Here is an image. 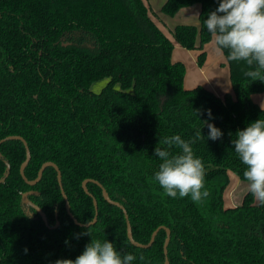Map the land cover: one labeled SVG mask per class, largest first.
I'll list each match as a JSON object with an SVG mask.
<instances>
[{
    "label": "trees",
    "instance_id": "obj_1",
    "mask_svg": "<svg viewBox=\"0 0 264 264\" xmlns=\"http://www.w3.org/2000/svg\"><path fill=\"white\" fill-rule=\"evenodd\" d=\"M197 3L199 25L177 24L174 38L185 48L199 49L202 64L204 45L211 39L203 22L218 0H165L161 11L174 16ZM174 45L145 0H0V140L8 135L26 139L30 180L45 161L59 166L71 211L80 222L95 217L93 197L82 183L96 179L125 206L137 241L149 242L161 225L170 228V264H264V206L248 191L237 205H226L224 197L229 171L244 180L246 166L232 141L238 130L264 119V107L252 97L264 92V82L245 77L246 63L228 61L224 50L234 95L222 97L202 84L185 88L186 67L173 60ZM103 78L107 82L97 96L90 87ZM205 122L223 136L208 139ZM199 130L203 139H196ZM172 135L196 141L191 146L204 163L211 193L203 206L190 196L165 195L152 179L162 163L155 148ZM25 158L21 140L0 144V177L6 161L10 164L0 182V264L74 260L92 239L132 253L133 264H165L164 228L151 246L134 245L124 211L108 202L93 181L87 187L98 201V218L89 226L76 224L57 170L47 166L31 185L20 172ZM29 190L38 191L29 198L50 225L58 219V227L46 225L32 207L33 214L26 213L21 200ZM87 231L90 235L82 234Z\"/></svg>",
    "mask_w": 264,
    "mask_h": 264
},
{
    "label": "clouds",
    "instance_id": "obj_2",
    "mask_svg": "<svg viewBox=\"0 0 264 264\" xmlns=\"http://www.w3.org/2000/svg\"><path fill=\"white\" fill-rule=\"evenodd\" d=\"M203 23L210 33V43L218 53L227 50L228 61L246 63L248 70L242 69L245 77L264 82V0H218V7L208 13ZM103 87V82L95 83L90 91L98 96ZM114 90L121 91L119 83ZM208 116L212 119L210 109ZM207 127L208 139L215 141L223 136L214 124L207 123ZM203 138L201 131H197L196 139ZM195 142L186 141L180 135L160 140L159 145L163 147L157 146L154 154L162 163L152 179L165 195L173 199L190 196L193 202L203 206L211 193L206 187L204 163L191 146ZM232 143L238 158L246 166L243 178L247 181L248 192L264 206V119H257L238 130ZM173 146L180 150L178 154L170 152ZM82 234L90 235L88 231ZM135 259L132 253L117 251L108 240L92 239L74 260L57 259L54 264H133ZM140 259H144L143 255Z\"/></svg>",
    "mask_w": 264,
    "mask_h": 264
},
{
    "label": "rangeland",
    "instance_id": "obj_3",
    "mask_svg": "<svg viewBox=\"0 0 264 264\" xmlns=\"http://www.w3.org/2000/svg\"><path fill=\"white\" fill-rule=\"evenodd\" d=\"M145 2L152 7V16L164 28L165 32L173 39L175 26L180 23L198 24L196 17H189L184 19L182 14L173 16L172 18H163V12L161 11L162 5L165 0H145ZM200 4H198L199 6ZM195 7V6H194ZM194 9V8H193ZM167 17V16H166ZM211 39L205 43L204 49L206 51V58L202 64L198 62L199 49H188L180 44L174 45L172 56H176L173 60H181L186 67V73L184 77L185 88H192L198 84H202L209 89L214 90L220 96H224L226 92H230L234 95L232 82L230 79L229 67L226 62L224 54L218 53L210 43ZM198 44V40H197ZM103 82L104 85L107 82V78L97 80L92 83ZM91 85V86H92ZM262 93L253 94V99L258 102L257 97ZM230 183L225 190V203L226 205L240 204L247 193V181L240 179L236 173L229 171Z\"/></svg>",
    "mask_w": 264,
    "mask_h": 264
},
{
    "label": "water",
    "instance_id": "obj_4",
    "mask_svg": "<svg viewBox=\"0 0 264 264\" xmlns=\"http://www.w3.org/2000/svg\"><path fill=\"white\" fill-rule=\"evenodd\" d=\"M9 139H19L21 140L24 145H25V148H26V158L25 160L22 162L21 166H20V172H21V175L23 176V178L25 179V181L31 185H34L36 184L38 181H40V179L42 178V175H43V172L45 170V168L47 166H53L56 170H57V178H58V181H59V184H60V187H61V191H62V194L65 198V201H66V208H67V211L69 213V215L71 216V218L74 220V222L78 225H81V226H89L90 224L96 222L97 218H98V201L97 199L93 196V194L89 191L88 187H87V183L88 181H93L95 183H97L101 188H102V193H103V196L104 198L112 203V204H115L117 206H119L120 208H122V210L124 211V214H125V218H126V221H127V235L130 239V241L136 245V246H139V247H143V248H147L149 246H151L156 238V235L158 233V231L161 229V228H164L166 230V238H165V242H164V252H165V264H170V260H169V257H168V244L170 242V239H171V230L169 227L165 226V225H161L159 227H157L152 235H151V238L149 240V242L147 243H141L139 241H137L134 236H133V233H132V226H131V222L129 220V215L127 213V210L125 208V206L118 200H114L110 197L107 189L104 187V185L96 180V179H91V178H87L83 181L82 183V186L84 188V190L86 191V193L90 194L92 197H93V202H94V205H95V208H96V214H95V217L92 221H89V222H80L79 220L76 219V217L74 216V214L72 213L71 211V208H70V202H69V199H68V196L64 190V187H63V182H62V173H61V170L59 168V166L53 162V161H45L39 171H38V175L35 179H28L26 174H25V167L26 165L28 164L30 158H31V151H30V148H29V145L26 141V139L21 136V135H8L6 136L5 138H2L0 140V144L5 141V140H9ZM6 170H5V173L2 177H0V182H3L5 181L6 177L9 175V172H10V164L8 161H6ZM29 194H38V191L37 190H29V191H26L22 194V200H21V203L23 204V207L26 211L27 214H33V211L31 209L34 208L36 211L39 212V214L41 215L42 219L44 220L45 224L48 225L49 227L51 228H56L59 226L60 222L59 220L57 219L56 223L54 225H50L49 224V221L47 219V216H46V213L42 210V208L36 204L35 202H33L30 198H29Z\"/></svg>",
    "mask_w": 264,
    "mask_h": 264
},
{
    "label": "crops",
    "instance_id": "obj_5",
    "mask_svg": "<svg viewBox=\"0 0 264 264\" xmlns=\"http://www.w3.org/2000/svg\"><path fill=\"white\" fill-rule=\"evenodd\" d=\"M198 4L199 3H197V4H194V5H191V6H186V7H183V8H181L177 13H176V15H174V17L175 16H178V14H182V17L184 18V19H188L189 17H191L192 15H194V16H192V17H196L198 20H199V13H200V10H201V5H199L198 6ZM150 6V5H149ZM195 6V7H194ZM150 8H151V11H152V7L150 6ZM194 8V9H193ZM152 13H153V11H152ZM164 14V13H163ZM167 16V17H166ZM173 16H169V15H163V18H172ZM173 17V18H174ZM153 18H154V16H153ZM155 19V18H154ZM157 22V21H156ZM158 23V22H157ZM186 23V22H185ZM159 24V23H158ZM180 24H182V23H180ZM198 24H199V21H198ZM160 26V25H159ZM161 27V26H160ZM162 28V27H161ZM163 30H164V28H162ZM165 31V30H164ZM174 43H175V45L176 44H179V43H177V41H175L174 40ZM172 58L174 59V58H177L176 56L174 57V56H172ZM260 93H262L261 95H258L259 97H257V100H258V103L261 105V106H263L264 107V92H260ZM256 94V93H255Z\"/></svg>",
    "mask_w": 264,
    "mask_h": 264
}]
</instances>
